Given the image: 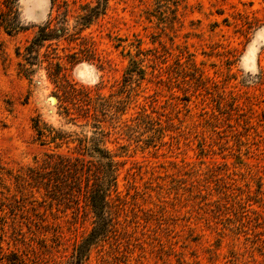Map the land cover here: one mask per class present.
Masks as SVG:
<instances>
[{
    "label": "rangeland",
    "instance_id": "obj_1",
    "mask_svg": "<svg viewBox=\"0 0 264 264\" xmlns=\"http://www.w3.org/2000/svg\"><path fill=\"white\" fill-rule=\"evenodd\" d=\"M97 1L0 0V264H61L83 244L97 219L82 197L49 204L6 173L88 161L95 136L117 179L81 264H264V0H107L84 25ZM43 26L65 33L31 66Z\"/></svg>",
    "mask_w": 264,
    "mask_h": 264
},
{
    "label": "trees",
    "instance_id": "obj_2",
    "mask_svg": "<svg viewBox=\"0 0 264 264\" xmlns=\"http://www.w3.org/2000/svg\"><path fill=\"white\" fill-rule=\"evenodd\" d=\"M106 3L107 0H98L96 5L89 8L88 13L81 16L84 25L90 23L94 17L102 14ZM6 5L9 10L13 9L9 1ZM1 19L5 27L7 26V29L10 28V24L4 22V18ZM64 31V27L58 28L56 31L50 26L40 27L37 34L24 49L23 59L25 63L31 66L37 65L40 62L39 54L43 46L52 40L63 38ZM49 45L50 43L47 44V47ZM33 59L36 63L31 62ZM50 64L53 66L51 75L57 78L61 73L63 65L59 60ZM27 70L29 69L24 67V71L29 72ZM139 71L140 73L142 72L141 70ZM57 97L56 99H58ZM76 97H74L75 101L78 100V97ZM83 97L88 98L85 94ZM107 106L103 103H99L97 107L93 106L94 110L99 108L96 111L99 115L94 113L92 117V127L96 131L99 129L98 125L101 122L99 118L105 114ZM36 128L39 136L44 135L38 124H36ZM95 135H98V133L95 132ZM100 141L101 139L95 136L86 142L87 146L84 145L83 150L88 156V161H82L83 159L79 157L71 158L51 153L46 154L41 162L36 161L34 166L18 170L16 174L10 175L6 173V175L13 179L17 192H19L18 189L27 190L28 192L35 191L41 193L43 202L48 201L49 204H63L64 206L71 202V196L82 197L89 213L95 215L97 219L95 227L84 238L83 244L75 247L72 256L61 264H81L83 248H87V245L90 247L99 237L104 236L105 230L108 227L107 216L105 214H109L107 209L111 192L116 188V166L118 163L113 161L108 150L102 148ZM2 171L3 167L0 166V176L4 174ZM80 178L83 179L80 180Z\"/></svg>",
    "mask_w": 264,
    "mask_h": 264
}]
</instances>
